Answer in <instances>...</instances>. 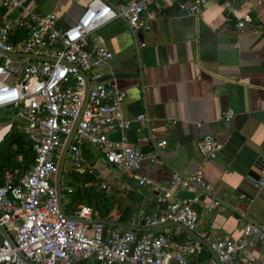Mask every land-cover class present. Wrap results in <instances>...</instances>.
<instances>
[{
	"label": "crops",
	"instance_id": "1",
	"mask_svg": "<svg viewBox=\"0 0 264 264\" xmlns=\"http://www.w3.org/2000/svg\"><path fill=\"white\" fill-rule=\"evenodd\" d=\"M89 1L28 0L27 4L38 14H54L55 26L66 29ZM101 1L117 7L140 0ZM189 2L152 0L142 13L148 30H130L123 18H117L87 38L88 50L101 44L111 53L98 72L124 94L118 113L128 126L108 132L107 140L140 153L137 174L150 184L138 186L128 174L118 173L99 148L86 144L81 154L98 188L104 184L110 197L133 204L128 225L145 228L136 214L159 213L163 203L157 198L164 204L197 198L190 204L197 218L194 233L234 237L248 222L264 228V176L259 174V157L264 154V0H208L196 15L178 8ZM244 17L248 21L238 28ZM227 109L233 117L224 122L221 116ZM139 115L143 122L136 121ZM204 136L220 145L214 160L204 159L196 149ZM158 141L165 145L157 148ZM196 169L202 171L211 201L202 202L194 186L168 185L171 174ZM250 180L263 184L255 187ZM61 202L67 198L61 196ZM155 232L179 241L186 238L177 227ZM203 249L198 248L192 260L198 256L212 260ZM246 254L261 264L264 245L247 247Z\"/></svg>",
	"mask_w": 264,
	"mask_h": 264
},
{
	"label": "built area",
	"instance_id": "2",
	"mask_svg": "<svg viewBox=\"0 0 264 264\" xmlns=\"http://www.w3.org/2000/svg\"><path fill=\"white\" fill-rule=\"evenodd\" d=\"M27 1L0 0V113L10 111L12 119L7 127L27 139L33 156L32 165L21 174L16 169H4L0 174V264H74L77 261L215 264L211 259L192 260L200 246L187 237L174 241L167 234L155 231L137 234L101 224L77 223L64 218L57 204L56 164L62 144L78 116L66 154L71 171L92 174L81 154V147L88 144L101 149L104 161L118 173L128 174L138 186L150 184L137 174L140 153L107 140L108 132L122 131L128 126L118 113L124 94L113 83L103 80L98 72L108 64L111 53L101 44L88 50L87 38L117 18H123L130 30H148L142 13L152 0L117 7L90 0L76 22L66 29L55 26L54 14H38ZM207 1L190 0L188 4H178V8L185 14L196 15ZM246 21L248 18L244 17L236 26L242 28ZM85 96L86 103L80 113ZM232 117L230 109L221 116L224 122ZM144 120L142 115L136 117L138 122ZM164 145V141L155 144L157 148ZM196 149L204 159L214 160L220 145L211 136H204L196 143ZM19 159L17 156L16 161ZM259 174L264 176V154L259 157ZM250 181L255 187L263 184L262 180ZM168 185L194 186L199 189L202 202L211 201L200 169L186 175L173 173ZM62 189L66 194L72 190L66 184H61ZM99 189L105 190L106 186L100 184ZM196 200L164 204L157 198V203H163L159 213L137 212L136 218L145 228L179 223L194 232L197 218L190 204ZM213 204L216 206L218 202ZM70 218L93 219L90 209L84 206H79ZM200 238L210 246L219 264H255L254 258L246 254V248L256 243L264 245V228L248 222L234 237L202 235Z\"/></svg>",
	"mask_w": 264,
	"mask_h": 264
},
{
	"label": "trees",
	"instance_id": "3",
	"mask_svg": "<svg viewBox=\"0 0 264 264\" xmlns=\"http://www.w3.org/2000/svg\"><path fill=\"white\" fill-rule=\"evenodd\" d=\"M1 15L2 12H0V17ZM5 142L9 143V147L6 153L0 151V174L4 169L10 171L16 169L19 174L26 171L33 162L29 145L24 142L20 134L12 131L10 127L0 134L1 146ZM17 156H20L19 161H16ZM64 177L66 185L72 189L69 194H66L64 189L61 191V196L67 198V202H62L63 210L67 216H74L77 208L84 206L90 209L93 219L130 224L134 212L133 204L124 202L121 198L113 199L106 191L99 189L93 174H88L86 171L73 172L69 168L65 171ZM167 236L171 240L179 241L171 234H167ZM200 250L204 249L200 247ZM207 256L209 255L207 254ZM203 258V256H198L193 260L203 261Z\"/></svg>",
	"mask_w": 264,
	"mask_h": 264
},
{
	"label": "water",
	"instance_id": "4",
	"mask_svg": "<svg viewBox=\"0 0 264 264\" xmlns=\"http://www.w3.org/2000/svg\"><path fill=\"white\" fill-rule=\"evenodd\" d=\"M30 58L35 59V60L49 61V62L53 61L52 59H49V58H39V57H30ZM79 73H81V72H79ZM88 85H89L88 81L86 80V94H87V90H88ZM85 103H86V96H85V99L83 101V105H82V108L80 110V113L83 110ZM80 113H79V115H80ZM78 118H79V116L74 121L70 134L68 135V137L65 139V141L62 144V147H61L60 152H59L57 164H56L54 186H55V191H56L57 204H58V208H59L61 215L68 220H72V221H75V222L81 223V224H101L104 226L118 228V229L132 231V232H137V233L138 232H145V231H156L157 229L163 230V229H167L170 227H177L178 229L183 231V233L186 235L187 238L191 239L192 241L196 242L198 245L205 248L208 251V253L210 254L214 263L219 264L217 257L214 254V252L210 249V246L203 239L198 237L194 232L187 230L184 226H182L179 223H166V224L159 225L157 227H152V228H138V227L128 225V224L115 223L113 221H105V220H100V219L84 220V219H78V218H70L65 214L63 207H62L61 197H60L61 196V182H60V180H61V174L63 171L64 161L66 160L67 149H68V147L72 141V138H73V135L75 132V128H76V124L78 122ZM24 142L27 144L26 138H24ZM8 147H9V143L5 142L1 146L0 151L2 153H6L8 151Z\"/></svg>",
	"mask_w": 264,
	"mask_h": 264
},
{
	"label": "rangeland",
	"instance_id": "5",
	"mask_svg": "<svg viewBox=\"0 0 264 264\" xmlns=\"http://www.w3.org/2000/svg\"><path fill=\"white\" fill-rule=\"evenodd\" d=\"M10 119H12V114L10 113V111L6 112L4 114L0 113V134H2L4 131H6V127L9 123ZM69 168H70L69 162L67 160H65L64 165H63V171L61 174V182L66 181L64 174H65V171H67ZM61 184L63 185L64 183H61Z\"/></svg>",
	"mask_w": 264,
	"mask_h": 264
},
{
	"label": "clouds",
	"instance_id": "6",
	"mask_svg": "<svg viewBox=\"0 0 264 264\" xmlns=\"http://www.w3.org/2000/svg\"><path fill=\"white\" fill-rule=\"evenodd\" d=\"M205 22H206V23H210V20L206 18V19H205Z\"/></svg>",
	"mask_w": 264,
	"mask_h": 264
}]
</instances>
